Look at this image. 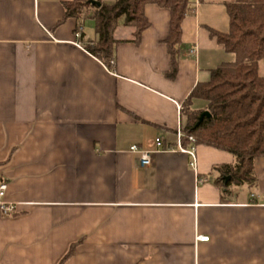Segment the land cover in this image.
Instances as JSON below:
<instances>
[{
	"label": "crops",
	"instance_id": "0c3cea01",
	"mask_svg": "<svg viewBox=\"0 0 264 264\" xmlns=\"http://www.w3.org/2000/svg\"><path fill=\"white\" fill-rule=\"evenodd\" d=\"M66 1L0 0V203L15 207L0 204V264H59L72 244L65 264H264V158L254 187L223 191L229 152L195 144L197 171L178 151L148 166L130 152L176 147L191 93L234 60L212 33H228L235 0L198 1L174 75L168 9L145 7L138 44L121 24L108 66L85 49L93 19L61 23Z\"/></svg>",
	"mask_w": 264,
	"mask_h": 264
},
{
	"label": "trees",
	"instance_id": "16d2710c",
	"mask_svg": "<svg viewBox=\"0 0 264 264\" xmlns=\"http://www.w3.org/2000/svg\"><path fill=\"white\" fill-rule=\"evenodd\" d=\"M92 0L63 2L64 17L95 21L97 41L86 45V50L111 66L116 40L114 33L122 24L134 30L133 42L139 43L142 33L149 27L145 7L155 4L170 11V30L166 41L171 56V75L178 67L183 21L196 13L195 0H115L112 4ZM229 16L228 33L214 31L212 35L234 55L232 62L219 65L211 71L208 83L198 84L183 107L186 117L185 134L195 138L196 145H205L234 156L233 165L217 166L215 183L226 190L232 186L254 187L255 161L264 158V0H235L226 4ZM194 100L206 103L203 109L193 106ZM208 111L197 126L201 114ZM188 142L184 141V145ZM231 180L226 183L225 177ZM72 244L59 264L73 256Z\"/></svg>",
	"mask_w": 264,
	"mask_h": 264
},
{
	"label": "built area",
	"instance_id": "2783aa9c",
	"mask_svg": "<svg viewBox=\"0 0 264 264\" xmlns=\"http://www.w3.org/2000/svg\"><path fill=\"white\" fill-rule=\"evenodd\" d=\"M199 0H195L196 4L198 3ZM81 32L82 28H79L76 31V37L79 39L81 37ZM182 110V108H179V112ZM185 125L182 124V119L179 120V128L177 131V144L176 147H168L165 148L163 145V139L158 138L156 139V150L154 151H144L140 149L138 146H132L130 149V152L133 154H139L140 155V160L141 162L145 165L148 166L151 164V154L155 152H160V151H178L183 154H188L192 161L190 163V166L193 168L194 171H197V158H196V148H195V138L192 136H187L185 134ZM187 140L189 143V147L184 146V141ZM7 186L6 184H1L0 185V200L5 196ZM3 211L5 213H9L13 210H15L14 206L5 204L3 202L0 203ZM198 240L200 242H207L209 240L208 237H199Z\"/></svg>",
	"mask_w": 264,
	"mask_h": 264
},
{
	"label": "water",
	"instance_id": "95a60500",
	"mask_svg": "<svg viewBox=\"0 0 264 264\" xmlns=\"http://www.w3.org/2000/svg\"><path fill=\"white\" fill-rule=\"evenodd\" d=\"M91 3H92L93 5L98 6V7L101 6V3L98 2V1H94V0H92ZM205 117L210 118V117H211V114H210L208 111L203 112V113L201 114L200 118H199V121H198L197 126H199V125L203 122V120H204ZM224 179H225L226 182H228V181L231 180V177H230V176H227V177H225Z\"/></svg>",
	"mask_w": 264,
	"mask_h": 264
},
{
	"label": "rangeland",
	"instance_id": "374dc122",
	"mask_svg": "<svg viewBox=\"0 0 264 264\" xmlns=\"http://www.w3.org/2000/svg\"><path fill=\"white\" fill-rule=\"evenodd\" d=\"M106 1H109V2H107V4H112V3H114L115 0H106Z\"/></svg>",
	"mask_w": 264,
	"mask_h": 264
}]
</instances>
